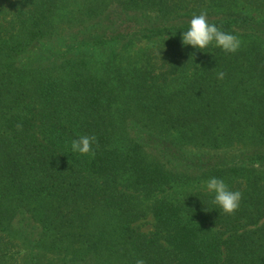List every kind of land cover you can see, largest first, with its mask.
Segmentation results:
<instances>
[{
  "label": "trees",
  "instance_id": "obj_1",
  "mask_svg": "<svg viewBox=\"0 0 264 264\" xmlns=\"http://www.w3.org/2000/svg\"><path fill=\"white\" fill-rule=\"evenodd\" d=\"M131 10L157 20L104 17ZM203 10L237 52L182 45ZM85 135L94 155L71 150ZM211 177L242 193L234 215L203 188L168 196ZM137 259L264 264V0H0V264Z\"/></svg>",
  "mask_w": 264,
  "mask_h": 264
},
{
  "label": "clouds",
  "instance_id": "obj_2",
  "mask_svg": "<svg viewBox=\"0 0 264 264\" xmlns=\"http://www.w3.org/2000/svg\"><path fill=\"white\" fill-rule=\"evenodd\" d=\"M181 42L182 45L191 46L197 50L214 45L226 54L237 52L241 46V40L237 36L224 32L215 24L209 23L206 10L191 18L188 30L181 36ZM223 76V72L218 74V78L220 79ZM94 143H96L94 135L80 136L78 139L72 141L71 150L80 155H94L92 149ZM205 188L208 194L213 197L212 203L218 206L223 214L227 216L235 214L242 199L240 191L230 190L223 179L216 177L209 178ZM136 264H146V262L143 259H137Z\"/></svg>",
  "mask_w": 264,
  "mask_h": 264
},
{
  "label": "rangeland",
  "instance_id": "obj_3",
  "mask_svg": "<svg viewBox=\"0 0 264 264\" xmlns=\"http://www.w3.org/2000/svg\"><path fill=\"white\" fill-rule=\"evenodd\" d=\"M73 7V6H72ZM234 11H239L242 10L243 13L246 16H250L253 17L255 20L259 21L261 20L263 17L258 15L257 12L254 11H250V10H243L241 7V3H239L238 5H234ZM65 12H67L66 10H64ZM105 18L110 19L111 21H113L114 23H116L115 25L118 26H125L128 29H131L130 31L133 32L135 29L136 25L142 26V27H151L154 25V19H156V17L153 14L150 13H144L141 11H135V10H131L128 12H118L116 14H114L112 11L107 12L104 15ZM103 17V18H104ZM192 17H186L184 19V21L186 22H190ZM157 20V19H156ZM104 31V28H103ZM129 32V33H131ZM134 33V32H133ZM148 46V43L145 41H142L141 43H137V45H132L128 51L135 54L138 50H143L142 48H146ZM62 42L60 41H56L54 44H46L38 53L34 54L33 56H31L28 59H25L23 61V63H33V62H37L41 59H48L51 56L58 54L61 52L62 50ZM192 149V148H191ZM190 149H186L187 153L189 152ZM185 151V152H186ZM236 154V152H230L227 153L225 155L224 152H210L207 157H212L213 160L215 161L216 159L222 158V157H230L231 155ZM178 163V162H175ZM206 183H202L199 185H196L195 183L190 184V186L187 187H182L181 189H177L175 191H169L168 192V196L169 197H180L182 195V193H185L186 191H188V188H203L206 190L205 188ZM147 224L143 225L141 228V231L144 233H151L152 232V225H153V219L152 217H149L147 220Z\"/></svg>",
  "mask_w": 264,
  "mask_h": 264
}]
</instances>
